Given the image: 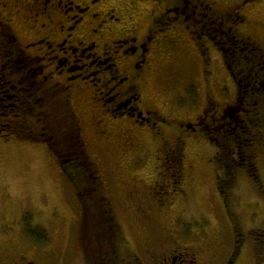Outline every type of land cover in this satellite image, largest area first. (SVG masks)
Masks as SVG:
<instances>
[{"label": "flooded vegetation", "instance_id": "af4514ba", "mask_svg": "<svg viewBox=\"0 0 264 264\" xmlns=\"http://www.w3.org/2000/svg\"><path fill=\"white\" fill-rule=\"evenodd\" d=\"M247 1H241V9ZM201 12L191 0H0V137L40 141L35 137L46 122L47 102L61 96L72 105L84 139L86 125L96 137L130 143L138 140L137 148L156 142L157 156L164 164L171 161L166 167L172 190L186 196L184 178L192 168L186 160V137L202 134L199 119L204 109L194 119L174 121L149 90L158 79L154 75L176 73L185 54L189 58V52L183 50L172 59L167 55L171 47L172 51L179 49L183 40L182 34L181 38L171 37L173 43L167 40L175 33L174 27L182 26L198 47L205 46L204 52L209 49L212 38L197 27ZM258 25L256 31L264 30V22ZM182 69L177 73L183 75ZM125 179L136 215L153 222L158 205L150 202L148 207V194H140L141 188L135 184L142 179L133 175ZM31 219L25 216L29 233L35 231L28 225ZM81 219L80 208V245ZM162 232L170 234L168 245L158 240L144 247L151 252L154 245L159 246L153 254L156 263L198 264L197 245L178 241L166 229L158 236ZM45 234L50 237L48 229ZM80 247L85 261L80 256L78 264H90ZM18 249L0 251V264H40ZM116 251L122 264H143L138 256L129 257L125 234L116 243ZM235 256L232 253L227 264Z\"/></svg>", "mask_w": 264, "mask_h": 264}, {"label": "rangeland", "instance_id": "374dc122", "mask_svg": "<svg viewBox=\"0 0 264 264\" xmlns=\"http://www.w3.org/2000/svg\"><path fill=\"white\" fill-rule=\"evenodd\" d=\"M212 1L228 8L242 0ZM249 1L242 7V13L248 17L247 23L242 25L245 31L260 28L258 23L264 22V0ZM173 29L175 33L167 40L173 43L171 37L181 38L179 34L183 35V40L179 42V49L172 51L170 46L168 57L172 59L183 50L189 52V58L185 54L183 64L175 67L177 72L183 68V75L175 71L169 76L154 75L158 79L150 87L151 95L158 96L161 108L174 121L194 119L208 104L209 95L222 109L234 99L236 84L221 53L216 47L208 49L211 62L210 72H207L192 37L189 38L182 26ZM83 133L89 152L100 167L120 229L129 240V257L138 256L143 264H160L153 256L159 246L154 245L151 252L144 247L147 242L157 244L158 240L168 245L170 234L162 235V232L158 236L166 229L178 241L199 247L198 264H227L241 233V245L231 264H260L249 230L264 227V145L258 147L257 157L262 188H256L245 170L237 169L230 215L217 185L213 160L217 148L202 135L185 136L186 160L192 168L187 169L184 178L187 195L182 196L170 186L166 165H171V161L164 164L157 156L156 142L143 143L137 148L138 140L130 143L96 137L86 125ZM170 169L171 173L173 168ZM131 175L142 179L135 184L140 186V194H148V207H151L150 202L161 207L159 210L156 206L158 213L153 210L156 215L153 222L144 219L142 214L138 217L133 201L127 197L129 186L125 178ZM155 181H160L159 185H155ZM80 208L74 183L49 153L45 142L14 135L0 137L1 252L18 247L21 253L40 264L46 261L47 264H78L80 256L83 257L79 244ZM26 215L32 218L28 225L34 227L33 230L48 229L47 244L35 238V232L27 231Z\"/></svg>", "mask_w": 264, "mask_h": 264}, {"label": "trees", "instance_id": "16d2710c", "mask_svg": "<svg viewBox=\"0 0 264 264\" xmlns=\"http://www.w3.org/2000/svg\"><path fill=\"white\" fill-rule=\"evenodd\" d=\"M191 1L202 10L200 16L197 15V27L204 28L212 38L209 48L219 50L236 84L234 99L222 109L209 95L208 104L199 119L203 127L201 135L217 148L213 157L217 185L231 215V194L237 169L245 170L256 188H262L257 157L258 147L264 145V34L242 29L247 20L240 4L222 8L211 0ZM198 48L206 71L210 72L208 50L204 52L205 46ZM44 119L46 122L40 126L35 138L48 144L77 190L82 209L80 242L88 262L122 264L123 258L118 256L116 243L124 234L107 194L100 167L89 152L72 105L66 98L57 96L47 102ZM23 134L27 136L25 131ZM41 230L37 227L32 232L45 244L48 236L45 230ZM240 234L233 254L239 251ZM249 234L255 240L258 262L264 264V227L251 228Z\"/></svg>", "mask_w": 264, "mask_h": 264}]
</instances>
